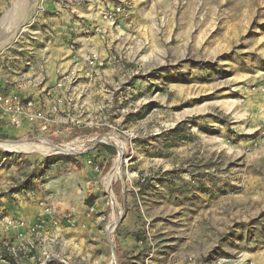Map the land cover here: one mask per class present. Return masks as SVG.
<instances>
[{
    "label": "rangeland",
    "instance_id": "374dc122",
    "mask_svg": "<svg viewBox=\"0 0 264 264\" xmlns=\"http://www.w3.org/2000/svg\"><path fill=\"white\" fill-rule=\"evenodd\" d=\"M14 2L0 0V72L16 75L19 56L47 42L55 77L78 75L61 116L84 126L62 119L61 134L40 136L101 142L70 155L0 146V207L48 232L20 234L2 260L264 264V0H19L6 15ZM43 28L50 39L35 45ZM38 136L0 128V144Z\"/></svg>",
    "mask_w": 264,
    "mask_h": 264
},
{
    "label": "built area",
    "instance_id": "2783aa9c",
    "mask_svg": "<svg viewBox=\"0 0 264 264\" xmlns=\"http://www.w3.org/2000/svg\"><path fill=\"white\" fill-rule=\"evenodd\" d=\"M120 10H122V8L117 7L112 11H106L102 14L101 18L105 23L113 25ZM94 32L100 33L101 30L96 27ZM84 60L90 71H96L101 65V59L98 52L95 50L87 51ZM88 76L89 75L87 74V77ZM77 79L78 75L74 69L60 73L56 76L53 86L44 89L36 97L14 93L3 94L0 92V127L7 125L13 128H27V130L30 131L31 128H36L39 136L32 138V140H24L23 142L31 141L32 143L36 142L42 144L44 147L43 149L46 150L43 152L45 155H70L78 150L85 152L91 150L94 144L101 142V138L77 137L70 142L56 145L51 143L45 136H40V133L46 132L52 126L57 124L61 117L66 124L75 128H81L84 126L81 119L70 113H67L64 117L61 116L65 106H68L70 102H72L70 90H72L73 84L76 83ZM4 142L13 143L9 140ZM87 164L93 166L96 171L99 170L98 165H96L93 160L87 159ZM39 205L43 207L45 206L42 201ZM117 221L118 219L114 220L115 223ZM26 223L25 220L17 219L8 213L0 214V231L2 233H7L13 229L27 228L31 234H35L41 232L44 228L42 224L43 221L40 220L38 222L34 221L29 226H27ZM9 249L13 250V247H9ZM49 261H51V259ZM64 263L68 264L66 262Z\"/></svg>",
    "mask_w": 264,
    "mask_h": 264
},
{
    "label": "crops",
    "instance_id": "0c3cea01",
    "mask_svg": "<svg viewBox=\"0 0 264 264\" xmlns=\"http://www.w3.org/2000/svg\"><path fill=\"white\" fill-rule=\"evenodd\" d=\"M82 4V3H81ZM25 9V7H24ZM21 10L18 11V13L20 14ZM22 12H24V10H22ZM18 14V16H19ZM43 32H38L37 34V38L35 41V45L36 43H38L39 41H49L50 39V34L49 31L46 28H43L42 30ZM84 41H87L86 38H82ZM47 42H45L44 44L38 45L37 47H33L30 50H27V53L29 55V57H24V58H20L17 62H15V65H18L17 70H15L16 75H12L11 77H9V75L7 74H2L4 72H0V85L4 86L3 83H8L10 82L11 84H14L13 86V90L9 91V92H5L6 94H18V95H32V96H37L39 95L44 89L52 87L55 81V73L52 72V67L50 64H46L47 59H45L47 56V51H48V45L46 44ZM28 59V61H25L24 59ZM46 60V62H45ZM2 62L0 61V64ZM17 63V64H16ZM9 62H6V66L8 67ZM12 64V63H11ZM1 67V65H0ZM5 67V66H4ZM55 77V78H54ZM31 78L30 80H27ZM54 78V81L52 82ZM27 80V81H26ZM13 81V82H11ZM24 81H26L27 84L23 85ZM1 88V87H0ZM10 88V87H9ZM19 88V89H18ZM26 88V89H25ZM25 90V91H24ZM60 124H62V117L59 118V122L57 124H55L52 129L53 130H58L59 134L60 133V129L61 126ZM4 127V126H2ZM0 127V128H2ZM9 206V205H8ZM4 207H0V214L1 213H8L14 217H16V215L13 212H10L11 210L9 209L8 211H4L2 210ZM17 218V217H16ZM32 222H34V218L32 221H30V223L27 224V226L31 225ZM20 234H23L21 238H25L28 236V238L31 236H34V238L41 236L42 234H44V237L47 238V236H45L46 234L48 235V232L45 233V231H42L41 233H37V234H31L27 228H21V229H13L7 233H2L0 231V264H10L7 263L5 261L2 260V253L5 252H9V248H7L8 246L10 247H14L18 242H19V236ZM47 255H53L51 253L47 254ZM34 259V257L31 258V260ZM51 263L53 261H50Z\"/></svg>",
    "mask_w": 264,
    "mask_h": 264
},
{
    "label": "bare ground",
    "instance_id": "6f19581e",
    "mask_svg": "<svg viewBox=\"0 0 264 264\" xmlns=\"http://www.w3.org/2000/svg\"><path fill=\"white\" fill-rule=\"evenodd\" d=\"M18 1L19 0H15L13 7L7 11L6 15L9 16L12 13L13 9L18 4ZM21 1H23V0H21ZM112 139H113V137H112ZM44 144H46V143H44ZM0 146L7 149L8 151H11V150H21L24 152H34V151L43 152V151H46L45 149H43L44 147L42 146V144H39L36 142H34V143L22 142V143H12V144H0ZM67 151H70V150H67ZM119 165H120V157L118 156L115 160L113 172L108 174L107 177L105 178V182H104L105 187H108L110 182L112 181V179H115L117 177L118 171H119ZM113 219H115V218L113 217ZM112 230H113V226H112Z\"/></svg>",
    "mask_w": 264,
    "mask_h": 264
},
{
    "label": "trees",
    "instance_id": "16d2710c",
    "mask_svg": "<svg viewBox=\"0 0 264 264\" xmlns=\"http://www.w3.org/2000/svg\"><path fill=\"white\" fill-rule=\"evenodd\" d=\"M76 133H78V131H76Z\"/></svg>",
    "mask_w": 264,
    "mask_h": 264
}]
</instances>
